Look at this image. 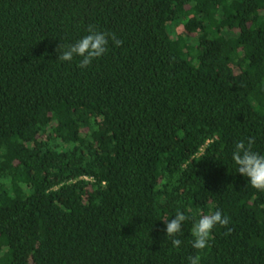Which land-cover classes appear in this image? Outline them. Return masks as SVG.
Instances as JSON below:
<instances>
[{"label": "trees", "instance_id": "obj_1", "mask_svg": "<svg viewBox=\"0 0 264 264\" xmlns=\"http://www.w3.org/2000/svg\"><path fill=\"white\" fill-rule=\"evenodd\" d=\"M89 26L107 51L57 59ZM249 137L264 155V0H0V264H264ZM217 210L231 233L194 249Z\"/></svg>", "mask_w": 264, "mask_h": 264}, {"label": "clouds", "instance_id": "obj_2", "mask_svg": "<svg viewBox=\"0 0 264 264\" xmlns=\"http://www.w3.org/2000/svg\"><path fill=\"white\" fill-rule=\"evenodd\" d=\"M88 33L74 44L65 46L59 43L56 47L57 59L71 61L78 56L82 58L78 66L87 68L93 60L101 57L107 51L109 34L95 31L92 26H89ZM111 38L116 46L123 43L121 40L116 39L114 34ZM254 142L253 137H249L247 143L243 140L237 142L232 153V159L237 166V172L248 178V183L253 188L264 191V155L253 150ZM188 219L189 216L178 210L172 219L164 220L165 234L171 239L174 248L178 249L182 243L176 237L181 232L182 224ZM229 223L230 217L223 215L219 210L208 215H201L191 229V234L194 237L192 247L199 251L206 249L212 239V231L217 225L227 228L225 235L231 233L232 228L228 227ZM200 259V255L188 257L189 264H200Z\"/></svg>", "mask_w": 264, "mask_h": 264}]
</instances>
